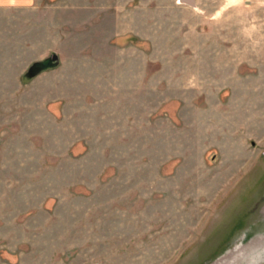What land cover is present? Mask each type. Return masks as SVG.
Returning <instances> with one entry per match:
<instances>
[{
    "label": "rangeland",
    "instance_id": "obj_1",
    "mask_svg": "<svg viewBox=\"0 0 264 264\" xmlns=\"http://www.w3.org/2000/svg\"><path fill=\"white\" fill-rule=\"evenodd\" d=\"M79 1L2 36L0 264H264V0Z\"/></svg>",
    "mask_w": 264,
    "mask_h": 264
},
{
    "label": "crops",
    "instance_id": "obj_2",
    "mask_svg": "<svg viewBox=\"0 0 264 264\" xmlns=\"http://www.w3.org/2000/svg\"><path fill=\"white\" fill-rule=\"evenodd\" d=\"M82 4L73 5V0H56L46 2L45 0H0V44L2 36H23L20 45L30 43L34 31L58 26L52 21L50 14L61 12L64 14L78 12L81 15ZM77 14V13H76ZM34 40H32L33 43Z\"/></svg>",
    "mask_w": 264,
    "mask_h": 264
},
{
    "label": "water",
    "instance_id": "obj_3",
    "mask_svg": "<svg viewBox=\"0 0 264 264\" xmlns=\"http://www.w3.org/2000/svg\"><path fill=\"white\" fill-rule=\"evenodd\" d=\"M58 63V54L56 52H52L49 56L32 62L28 67V75H34L39 71L56 65Z\"/></svg>",
    "mask_w": 264,
    "mask_h": 264
}]
</instances>
